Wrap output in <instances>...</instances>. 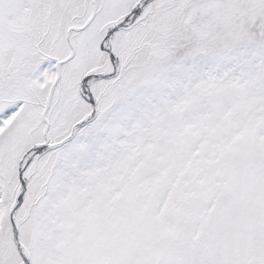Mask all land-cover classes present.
<instances>
[{
    "label": "snow or ice",
    "instance_id": "snow-or-ice-1",
    "mask_svg": "<svg viewBox=\"0 0 264 264\" xmlns=\"http://www.w3.org/2000/svg\"><path fill=\"white\" fill-rule=\"evenodd\" d=\"M0 264H264V0H0Z\"/></svg>",
    "mask_w": 264,
    "mask_h": 264
}]
</instances>
